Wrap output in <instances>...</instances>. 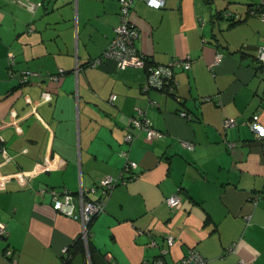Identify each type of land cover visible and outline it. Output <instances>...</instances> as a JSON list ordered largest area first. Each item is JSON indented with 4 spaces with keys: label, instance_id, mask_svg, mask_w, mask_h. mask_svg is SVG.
<instances>
[{
    "label": "crops",
    "instance_id": "1",
    "mask_svg": "<svg viewBox=\"0 0 264 264\" xmlns=\"http://www.w3.org/2000/svg\"><path fill=\"white\" fill-rule=\"evenodd\" d=\"M21 1L0 0V146L10 157L0 152V264H10L6 248L17 264H60L62 249L82 235L79 192L95 198L92 187L128 160L138 176L116 185L87 227V243L110 264L157 257L168 234L176 240L167 262L194 247L210 264H264V138L249 124L257 113L264 125L256 60L264 0H164L159 8L133 0L135 45L146 62H191L175 70L172 92L147 93L144 67L91 63L114 35L118 0H31L40 2L33 11ZM235 14L244 17L236 22ZM25 69L36 74L21 83ZM44 91L51 99L31 114L25 97ZM13 108L21 134L4 125ZM138 108L162 138L141 131L124 141ZM65 192L74 216L52 208ZM176 192L181 205L171 209L165 197Z\"/></svg>",
    "mask_w": 264,
    "mask_h": 264
},
{
    "label": "built area",
    "instance_id": "2",
    "mask_svg": "<svg viewBox=\"0 0 264 264\" xmlns=\"http://www.w3.org/2000/svg\"><path fill=\"white\" fill-rule=\"evenodd\" d=\"M119 1V10H118V23L114 27V35L110 40L109 44L103 50L99 58L94 59L91 63L92 65L99 64L102 59H113L118 68H124L126 66H137L144 67L146 66V56L144 53L137 49L135 45V40L139 36V31L131 21V11L133 0H118ZM149 6L159 8L163 5L164 0H144ZM26 9L33 11L40 2H33L31 0H22L20 2ZM244 16L241 14H235L232 16L233 21L242 19ZM262 20H264V14H260ZM9 62H14V56L12 52L8 53ZM219 58V55H216V59ZM256 60L258 63L264 67V43L260 44L256 53ZM191 67V62L188 59H174L167 64H153L148 67L146 71V76L141 84V92H145L151 88L157 90H166L172 92L174 89V72L176 69L188 70ZM36 72L30 69L21 70L18 72L19 82H26L31 76L35 75ZM51 79H56L57 76L49 75ZM26 101L31 105L30 113L33 114L36 110L37 105L40 102H44L51 99L49 91H44L42 97L39 100H32L29 96L25 97ZM111 100L115 99V95H111ZM151 104H154L153 101H150ZM139 117L132 118L126 133L123 135L125 142L130 143L136 139V137L141 133L145 132V136L148 138H162L164 132L154 128L149 118L144 115V111L141 108L137 109ZM9 121L5 122L4 125L11 126L16 133H22L23 129L20 124V121L23 117L18 115L17 111L13 108L9 110ZM182 117L190 118L186 112L181 111L179 113ZM232 122L231 119H225L224 125H229ZM250 128L254 132L257 138H264V125L260 122L259 115L254 113L249 121ZM2 141V138H0ZM180 144L191 150L194 147V144L190 141H180ZM0 152L6 162L10 160V157L7 154L6 148L0 146ZM137 164L135 161L128 160L124 163L121 171L118 175H106L101 178L99 182L92 187V190L95 192L96 197L92 199H84L83 193L79 192V218L82 224V235L84 245H87V227L89 222L99 213L104 211L105 203L110 195L112 189L118 184H125L132 178L138 176V173H135ZM125 173H129L128 176H124ZM182 197L176 192L165 197V202L167 206L171 209L179 208L181 205ZM256 203V201H253ZM52 208L54 210L60 211L68 216H74L73 209L74 205L72 203V195L68 192L63 193L62 198H58L54 195ZM5 232V227L3 224L0 225V237H3ZM175 237L171 234H168L165 237V246H158L159 255L154 258L152 264H210L209 260L202 256L198 250L194 247H190L188 251L179 259H174L170 262L163 260L164 255L175 243ZM149 245L157 246V242L151 241ZM66 248L62 249L65 253ZM229 251L232 250V246L228 248ZM3 256L5 259H10V264H17L16 259H12V252L9 248L3 250ZM64 256V254H63ZM62 264V260L60 262ZM239 264H248L247 262L241 260Z\"/></svg>",
    "mask_w": 264,
    "mask_h": 264
},
{
    "label": "trees",
    "instance_id": "3",
    "mask_svg": "<svg viewBox=\"0 0 264 264\" xmlns=\"http://www.w3.org/2000/svg\"><path fill=\"white\" fill-rule=\"evenodd\" d=\"M237 22V21H236ZM150 65H153L152 63H150V62H147L146 63V66H145V71H148V67L150 66ZM146 76V75H145ZM93 220V219H92ZM91 220V221H92ZM90 221V222H91ZM90 222H89V224H90ZM89 224H88V226H89ZM4 237V236H3ZM2 238V237H1ZM88 241V240H87ZM88 245H87V248H88V250H89V252L91 253V252H95L94 250H93V248L90 246V244H89V242L87 243ZM84 253H85V247H84V242H83V239L81 238V236H78L77 238H76V240L74 241V242H72V244H70L67 248H66V250H65V253H64V256H62L61 258H62V264H71V261H72V259L76 256V255H78V254H82V255H84ZM101 254V253H100ZM102 255V254H101ZM103 256L106 258V260H108L107 259V257H106V255H104L103 254ZM153 260H154V258H152V259H149V258H147V259H145L144 261H143V263L142 264H152V262H153ZM163 260H165V258L163 257ZM109 261V260H108Z\"/></svg>",
    "mask_w": 264,
    "mask_h": 264
},
{
    "label": "water",
    "instance_id": "4",
    "mask_svg": "<svg viewBox=\"0 0 264 264\" xmlns=\"http://www.w3.org/2000/svg\"><path fill=\"white\" fill-rule=\"evenodd\" d=\"M150 90L166 91V90H157L155 88H151V89H149L145 92H142V93H147ZM87 245H84V247H85L84 255H82V254L76 255L72 259L71 264H110V262L108 260H106V258L103 255H101L99 252L95 251V252L90 253L88 248H87Z\"/></svg>",
    "mask_w": 264,
    "mask_h": 264
},
{
    "label": "rangeland",
    "instance_id": "5",
    "mask_svg": "<svg viewBox=\"0 0 264 264\" xmlns=\"http://www.w3.org/2000/svg\"><path fill=\"white\" fill-rule=\"evenodd\" d=\"M24 7V6H23Z\"/></svg>",
    "mask_w": 264,
    "mask_h": 264
}]
</instances>
